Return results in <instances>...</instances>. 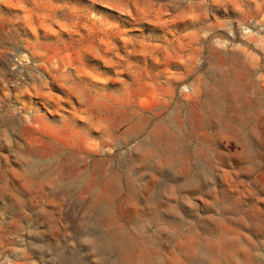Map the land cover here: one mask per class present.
I'll return each instance as SVG.
<instances>
[{
	"label": "rangeland",
	"instance_id": "rangeland-1",
	"mask_svg": "<svg viewBox=\"0 0 264 264\" xmlns=\"http://www.w3.org/2000/svg\"><path fill=\"white\" fill-rule=\"evenodd\" d=\"M0 264H264V0H0Z\"/></svg>",
	"mask_w": 264,
	"mask_h": 264
}]
</instances>
